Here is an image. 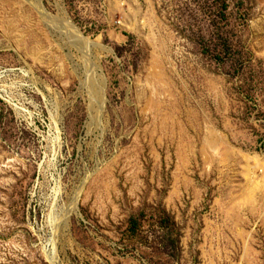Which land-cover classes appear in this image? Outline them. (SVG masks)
<instances>
[{
    "label": "rangeland",
    "instance_id": "374dc122",
    "mask_svg": "<svg viewBox=\"0 0 264 264\" xmlns=\"http://www.w3.org/2000/svg\"><path fill=\"white\" fill-rule=\"evenodd\" d=\"M0 264H264V0H0Z\"/></svg>",
    "mask_w": 264,
    "mask_h": 264
},
{
    "label": "bare ground",
    "instance_id": "6f19581e",
    "mask_svg": "<svg viewBox=\"0 0 264 264\" xmlns=\"http://www.w3.org/2000/svg\"><path fill=\"white\" fill-rule=\"evenodd\" d=\"M69 24V23H68ZM80 41V40H79ZM86 44V43H85ZM87 44H89V43H87ZM90 46V45H89Z\"/></svg>",
    "mask_w": 264,
    "mask_h": 264
}]
</instances>
